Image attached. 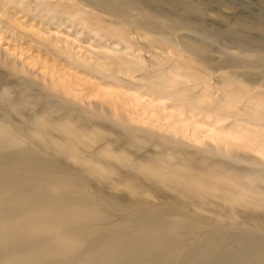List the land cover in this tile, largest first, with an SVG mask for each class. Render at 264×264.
<instances>
[{"label":"bare ground","instance_id":"bare-ground-1","mask_svg":"<svg viewBox=\"0 0 264 264\" xmlns=\"http://www.w3.org/2000/svg\"><path fill=\"white\" fill-rule=\"evenodd\" d=\"M2 1L14 13L23 12L27 20L73 28L76 36L93 38L96 48L110 51L83 58L73 51L74 40H29V47L43 56L62 58L74 75L81 76L77 82L112 90L100 96L110 97L109 108L103 102L100 107L91 102L73 107L61 97L68 91L61 88L63 84L42 83L34 104L25 89L14 99L8 88L0 92V235L10 234L0 238V264H166L169 256L173 261L181 256V264L194 259L201 264L226 234L229 245L244 250L246 260L264 261V233L240 234L232 223H210L181 208L183 201L199 209L218 202L233 216L241 208L264 214V162H249L236 151L248 147L264 158V141L256 143L245 127L264 121V109L254 104L251 117L256 119H239L242 114L234 109V101L221 104L211 97L210 87H172L175 82L164 74L173 73L174 66L147 71L137 53L142 47L132 35H150V45L163 47L171 56L179 53L185 59L181 63L189 58L203 63L205 58V46L172 39L167 34L176 26L160 23L144 6L148 1L159 7L160 0H0V36L8 29L1 18L7 14ZM150 57L169 62L166 56L150 53ZM223 63L247 67L254 61L249 57L244 63ZM0 64L9 67L16 79L26 73L18 63L1 57ZM153 65L150 61L149 67ZM135 72H140L138 78ZM259 78L264 87V73ZM49 88L60 93H49ZM206 101L212 103L204 105ZM42 103L39 112L26 113ZM144 104L147 116L139 115V121L132 115ZM107 121L122 132L125 145L114 147L102 124ZM263 121L251 125L264 128ZM147 145L153 148L142 151ZM131 147L141 152L138 158H133ZM51 154L71 160L85 177L71 178L73 173L50 162ZM240 161L257 168H233ZM10 165L11 171L4 170ZM89 180L96 187H90ZM148 182L168 190L176 204L156 210L143 201L149 195ZM105 186L109 194L103 191ZM122 189L136 202L121 200ZM117 212L132 216L111 222ZM188 229L194 237L173 248ZM221 249L219 257L234 252L227 244Z\"/></svg>","mask_w":264,"mask_h":264},{"label":"rangeland","instance_id":"rangeland-1","mask_svg":"<svg viewBox=\"0 0 264 264\" xmlns=\"http://www.w3.org/2000/svg\"><path fill=\"white\" fill-rule=\"evenodd\" d=\"M2 4H5L2 8L5 9L7 14L1 18L5 20L3 26L8 29L0 36V57L12 61V63H18L21 67H24V70L26 69V73L17 74L21 76V80L16 79L13 76V71L10 70L9 67L1 66L0 64V92L8 88L11 93V99H14L19 94L21 88L25 89L27 90L28 96H30V102L34 104L35 95H37L41 86L44 85L42 83L45 82V85L54 83L60 87L63 84L61 88L69 92L67 91V94H63L61 97L69 103L72 102L71 104H73V107L77 108V105H85V102H91L98 107L104 103L105 105L103 104V107L109 108L106 103L110 102V97L105 95L101 98L100 96L102 91L108 92L111 91L112 88L99 87L98 90V87L95 88L85 85L82 82H77L78 77L80 78L81 76L74 75L71 66L67 68V64L62 58L57 59L56 56H52L55 54L43 56L42 53L40 54L38 51L29 47V40H37L41 37L48 40L52 37H56V40L60 39L59 41L62 39V41L72 40L73 42L74 40L75 42L72 44L74 48L73 51L77 52L78 55H82L83 58H92L102 55V52L110 51L96 48V44L92 40L93 38L89 39L82 34L76 36L72 33L73 28H63V26L56 28L55 24H47L46 26L39 25L34 20H27L23 12L14 13L13 9L8 7L6 3L2 1ZM144 6L148 12L156 16L155 19L160 23L169 21L176 26L174 32L167 34L172 39L189 40L205 46L206 48L203 63H199L195 59L190 58L187 59L186 63H181V61L185 59L180 57L179 53L171 56L170 53L165 54V50H161L164 49L163 47L150 45L148 43L150 35L142 36V38L137 35H132V39L136 40L142 47L137 53L144 58V63H142V65L148 66L149 69H147V71L156 69L159 72L161 69L167 68L168 65H172L175 68L173 73L165 72L164 74L175 82L172 87H207V89L210 87L212 91L211 97L215 100L216 98L217 100H221V104H225L228 99L234 101V109L242 114L238 115L239 119L245 118L246 121L249 119H256L255 117H251L254 104H258L259 108L264 109V87L260 86V84H262V79L259 78L260 75L264 73V0H160L159 7L148 4V1ZM146 37L148 38L146 39ZM162 51L164 53H161ZM150 53L160 55L164 59L165 56L169 57V62L165 63L166 59L161 62H154L152 57H150ZM249 57H252L254 63L247 67H239V65L237 66L236 64L235 66L228 67L223 63L224 61L230 60L244 63ZM90 61H92V59H90ZM150 61L155 65L149 67ZM15 66L17 65L15 64ZM226 72H230L234 76L229 77ZM241 73H247L249 78L244 77ZM134 74L135 77L138 78L140 72H135ZM75 76L77 77L75 78ZM69 88H71V91ZM73 88L74 90L72 91ZM49 89V93H60L51 88ZM74 94L76 98L73 97ZM97 95L98 97H96ZM146 100L147 98H144L142 101L144 102ZM210 103L212 102L206 101L203 104L208 105ZM43 104L44 103L36 105V107L33 106V108L31 106L30 110H27L26 113H29L32 109L39 112ZM146 109L147 104L142 105L139 109L137 107L139 111L134 112L132 116H136V119L140 121L138 118H141V116L139 115L147 116ZM169 110L170 108L166 109L164 112H169ZM130 111L132 113L131 108ZM64 113L65 112H61V114ZM228 121H230V119ZM262 121H253V123L245 125L247 130L252 132L251 134L256 137V143L264 141V128L252 126L251 124H259V122ZM102 124L107 130V133L110 134L108 139L114 141V147L125 145V138L115 125L108 121ZM241 126H244L243 122ZM104 142L105 141L100 142L92 149L102 146ZM151 147L152 145H147L142 151H148L153 148ZM129 149L134 155L133 158H138L139 155H141V152H139V154L136 153L137 149L135 147ZM236 151L244 160H249V162L258 159L264 162V158L251 151L248 147L237 148ZM50 162L58 164L63 170L73 173L70 175L71 178H74L73 176L75 174V178L85 177V174L76 171L77 166L67 158L51 154ZM249 162L240 161L236 165L231 164V167L234 165L233 168L243 171L248 169L256 170L257 167ZM12 166L13 165H10L4 170L11 171ZM78 173L79 175H77ZM89 184L92 188L96 187L95 181L89 180ZM146 185L149 195H147L145 198L146 200L143 201L155 207L156 210H159L160 207H166V205L176 204L168 190H163L151 182H148ZM103 191L107 194L110 192L106 186L103 188ZM119 194L121 200L125 203L129 201L132 203L136 202L134 199L137 198L131 199L123 189L120 190ZM183 202L186 206L184 205V207L181 208L193 217H204L208 222L215 224L219 223L223 225L232 223L237 229V233L240 234L252 233L255 236H261L263 235L262 233H264V214L259 211L249 212L241 208L238 210L237 215L233 216L228 213V206L217 204L218 202L207 203L202 209L194 207L192 204L189 205L187 201ZM113 215L111 222L115 223L118 222L120 218H125L126 220L129 216H132L131 214L127 215L118 212ZM130 217L127 220H130ZM132 229L129 227L126 228V230ZM183 233L187 235H185L183 241L175 244L173 248L183 245L187 238L190 239L194 237V232L189 229L184 230ZM9 235L10 234L0 235V238L8 237ZM226 235L222 237L221 245L209 252L207 255L208 257L201 264H253L251 261L252 259L246 260L242 255L244 250L241 249V247L233 244L232 246L229 245L230 241L227 239ZM193 242L195 243L196 241H191V243ZM226 244L228 248L234 250V252H231V254H221L219 257L218 254L222 250V246ZM1 249L2 247H0V250ZM171 250L172 249H169V251ZM167 258L168 259L165 261L166 264H181V256L176 261H173L171 256ZM256 258L257 257H255L254 260H256ZM197 261L198 260L194 259L188 264H197ZM262 262L261 263L264 264V261Z\"/></svg>","mask_w":264,"mask_h":264}]
</instances>
